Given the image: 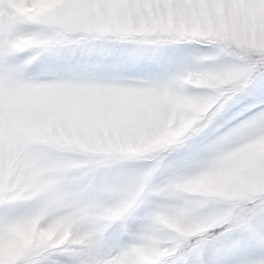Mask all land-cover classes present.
<instances>
[{"label": "snow or ice", "instance_id": "obj_1", "mask_svg": "<svg viewBox=\"0 0 264 264\" xmlns=\"http://www.w3.org/2000/svg\"><path fill=\"white\" fill-rule=\"evenodd\" d=\"M34 5L0 0V239L41 211L76 226L58 244L35 242L16 255L0 252V264H264V150L254 146L264 139V0H62L28 13ZM161 19L191 28L168 38L158 28L132 39L108 35ZM186 43L211 54L167 78L100 66L44 79L28 74L49 53L130 44L135 55ZM189 102L203 110L188 113L195 127L171 153L210 133L213 155L159 187L162 203L125 242L126 222L163 162L139 199L110 220L147 168L115 196L106 190L93 198L87 178L105 165L62 130L99 122L136 139L161 129L163 113L181 115L178 106ZM135 160L130 155L122 162ZM192 176L218 183L188 189ZM24 204L30 207L21 211ZM116 224L123 227L109 237Z\"/></svg>", "mask_w": 264, "mask_h": 264}, {"label": "rangeland", "instance_id": "obj_2", "mask_svg": "<svg viewBox=\"0 0 264 264\" xmlns=\"http://www.w3.org/2000/svg\"><path fill=\"white\" fill-rule=\"evenodd\" d=\"M61 2L62 0H55L53 4L38 3L29 11L38 13L39 10ZM154 28L160 29L165 38H168L172 32L180 35L182 32L189 31L191 25L183 21L161 19L154 21L153 25L121 26L116 30L109 31L108 35L112 38L119 35L132 39L143 37L145 33L153 35L155 34ZM132 48L133 46L130 44H106L97 45L93 50H65L45 54L29 67L28 74L44 79L55 74L64 75L70 71L100 66L109 70L128 69L138 74L151 73L161 78H167L182 73L192 64L195 57L211 54L212 51L192 43L150 49L144 54L135 55ZM223 62H228V58H225ZM196 91L204 92L207 90L199 89ZM244 98L248 99L249 97L246 95ZM178 110L182 114L177 115V112L174 111L171 119L163 128L153 133L141 134L136 139L130 138L119 128L99 122L80 121L62 130L65 138L74 140L81 152L92 153L105 165L87 178V182H91L93 185V191L90 193L93 198L98 192L106 190H110L111 194L115 196L131 176L147 168V171H144L133 181L131 189L137 191L138 195L128 196L127 200L117 208L118 212L109 218L110 220L120 219L131 207V204L139 199L152 174L163 162L152 178L151 186L145 193L143 202L126 222L128 235L123 237L125 242H128L130 234L136 233L144 227L153 211L162 203V198L156 194L159 187L173 178L194 171V165L197 161L213 155L215 137L210 133L194 138L183 148L171 153L186 141L195 127L188 113H198L203 108L196 102H189L179 105ZM243 110L247 111L248 109ZM110 146L114 148L118 146V150L109 152ZM254 146L264 150V139L256 141ZM130 155L138 157L139 160L122 162ZM82 171L75 170L74 174L81 175ZM217 183L218 181L215 179H199L194 188L199 189L210 184L215 186ZM28 207L30 204L21 205V211ZM122 227L123 225L116 224L109 233V237L120 232ZM227 238L225 237V239ZM29 245H31L30 235L15 229L0 239V252L16 255Z\"/></svg>", "mask_w": 264, "mask_h": 264}, {"label": "clouds", "instance_id": "obj_3", "mask_svg": "<svg viewBox=\"0 0 264 264\" xmlns=\"http://www.w3.org/2000/svg\"><path fill=\"white\" fill-rule=\"evenodd\" d=\"M53 4L55 0H35V4ZM32 7L27 8L28 13L36 14L29 11ZM193 86H198L196 81H192ZM172 114L163 113L161 116V127L163 128L171 119ZM201 179L199 176H192L186 182V188H194L195 183ZM138 195L137 191L130 189L129 196ZM118 212L114 210L108 217L111 218ZM75 223L66 220L63 216H51L46 212H37L32 216L22 219L16 228L21 232H26L31 237V244L35 242H55L60 243L63 239H67L72 234ZM175 226V225H174Z\"/></svg>", "mask_w": 264, "mask_h": 264}]
</instances>
